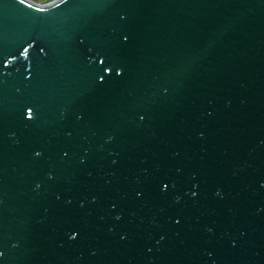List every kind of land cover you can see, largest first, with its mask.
Wrapping results in <instances>:
<instances>
[{"label":"water","instance_id":"1","mask_svg":"<svg viewBox=\"0 0 264 264\" xmlns=\"http://www.w3.org/2000/svg\"><path fill=\"white\" fill-rule=\"evenodd\" d=\"M0 264H264V0H0Z\"/></svg>","mask_w":264,"mask_h":264},{"label":"rangeland","instance_id":"2","mask_svg":"<svg viewBox=\"0 0 264 264\" xmlns=\"http://www.w3.org/2000/svg\"><path fill=\"white\" fill-rule=\"evenodd\" d=\"M32 1L39 3V4H47V3H50L54 0H32Z\"/></svg>","mask_w":264,"mask_h":264}]
</instances>
